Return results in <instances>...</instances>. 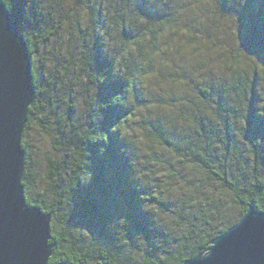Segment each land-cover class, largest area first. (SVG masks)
Returning a JSON list of instances; mask_svg holds the SVG:
<instances>
[{"label": "trees", "instance_id": "trees-1", "mask_svg": "<svg viewBox=\"0 0 264 264\" xmlns=\"http://www.w3.org/2000/svg\"><path fill=\"white\" fill-rule=\"evenodd\" d=\"M246 1L243 6L255 19L253 30L264 49V0ZM0 2L24 36L32 60L34 96L21 141L25 152L22 184L27 205L38 207L51 219L48 264H183L205 254L212 241L233 227L250 205L264 213L258 105L252 101L249 134L237 140L239 144L233 142L225 123L221 133L223 114H218L216 106L224 109V78H217V92L211 88L212 80H205L206 85L198 88L197 102L196 90L186 101L187 138L173 145L174 154L157 162L158 166L140 164L137 153L125 148L122 133L133 116L129 99L154 65L153 56L164 52L163 38L175 29L173 13L179 2L173 5V13L165 4L161 9V0ZM216 2L229 8L241 4L239 0ZM66 24V33L83 32V39L88 38L93 47L79 60L65 49L63 53L70 58L64 60L61 73L55 68L59 53L56 62L38 54L60 37ZM199 24L191 18L183 23L190 35L199 33L189 67L214 51L208 48L210 40L202 44L204 34L213 30L208 25L200 29ZM52 64L54 72L43 71ZM231 75L236 95L246 99L250 91L255 96V80L248 81L237 70ZM75 85L81 89V108L72 100ZM62 92L71 105L58 116ZM35 127L57 157L45 156L47 194L38 197L31 196L38 178L28 142ZM246 144L249 156L244 153ZM174 190L177 197L170 195Z\"/></svg>", "mask_w": 264, "mask_h": 264}, {"label": "rangeland", "instance_id": "rangeland-1", "mask_svg": "<svg viewBox=\"0 0 264 264\" xmlns=\"http://www.w3.org/2000/svg\"><path fill=\"white\" fill-rule=\"evenodd\" d=\"M62 1L66 2V0ZM239 1L241 4L235 3L229 8V5L219 6L217 2L214 3L215 0H166V2L161 0V9L165 4L172 13L173 5L179 2L176 5L177 13H173L176 26L179 29L175 26V29H171L168 33L165 32L163 38L165 45L162 46L164 52L156 57L153 56L154 65H151L148 73L143 75L142 79L140 78L141 81L133 90L128 106L132 110L133 116L128 128L124 129L122 133L125 138V148L131 154L137 153L136 158L140 164L142 161L150 167L158 166L157 162L160 164L159 161L164 160L169 154H174L173 145L187 138V127L185 128L184 123L189 111L186 110L188 108L185 105L186 101L192 98L195 90L198 93V88L201 85H206L205 80L209 82L212 80L211 88L217 92V78H224L225 82L221 83V87L223 85L226 92L223 94L226 96L223 101L224 109L216 106L218 114H223L219 130L221 129V133L224 132L223 124L225 123L229 133L232 134L233 142L239 144L237 140L249 134L247 132L250 119L249 110L253 101L258 105L256 112L262 124L260 138L264 149V49L261 48L263 45L260 43L259 36L253 30L255 19L250 18L243 6L247 1ZM72 4L74 3H66L69 6ZM189 18L192 22H199L200 29L206 25L211 27L213 31L204 34L202 44H207L210 40L208 48L214 50L204 58L198 57L190 67L187 66V63L193 50L192 46L199 38V33L195 32L190 35L183 27L184 21ZM84 24H80L83 30H85ZM67 25L63 26L60 37L52 40L38 54V56L41 54L51 58L52 62H56V54L59 53L60 61L58 60L59 64L55 66L59 70L65 64L64 60L70 58L67 53H63L65 49L68 48L67 50L73 54L74 59L79 60L89 53L90 47H93L88 38L86 41L83 39V32L75 30L72 33H66ZM192 35L194 39H191ZM220 60H224V62L219 64ZM45 70L46 73L55 71L53 64L49 65V68L44 66L43 71ZM235 70L239 75L246 74L248 81L255 80V96L253 98L250 91L245 94L246 99L243 95H236L231 87V74ZM60 72L62 73L63 70ZM76 77L77 72L73 74V80ZM195 84L197 87L194 86ZM71 88L74 91H72V100L76 99L81 108V95L78 94L81 89L76 85ZM239 90L243 94L245 93L243 87L240 86ZM213 95L214 99L217 98L216 93ZM194 97V101L197 102L196 97H200V94L198 93L196 96L194 94ZM57 104V113L58 116H61L68 111L71 100L62 92ZM158 130L162 132L161 135ZM28 142L32 146V157L35 161L38 178L37 188L31 193V196L38 197V195L47 194L48 165L45 156L51 155L57 158L54 155L56 151L37 127L30 131ZM217 142L214 143L217 144ZM244 153L249 156L248 145L245 146ZM262 168L264 169V165ZM170 195L177 197L178 192L174 190ZM126 242L130 241L126 240Z\"/></svg>", "mask_w": 264, "mask_h": 264}, {"label": "water", "instance_id": "water-1", "mask_svg": "<svg viewBox=\"0 0 264 264\" xmlns=\"http://www.w3.org/2000/svg\"><path fill=\"white\" fill-rule=\"evenodd\" d=\"M33 96L27 43L0 2V264H48L52 255L50 216L27 205L22 184L21 141ZM183 264H264V213L250 205L205 254Z\"/></svg>", "mask_w": 264, "mask_h": 264}]
</instances>
